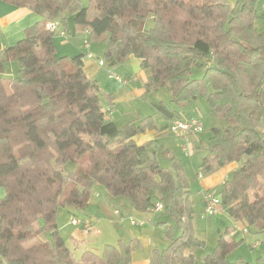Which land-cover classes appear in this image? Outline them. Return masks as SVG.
<instances>
[{
	"label": "trees",
	"instance_id": "1",
	"mask_svg": "<svg viewBox=\"0 0 264 264\" xmlns=\"http://www.w3.org/2000/svg\"><path fill=\"white\" fill-rule=\"evenodd\" d=\"M43 17L25 38L0 52V264H133V246L106 245L81 258L66 247L57 224L59 206L83 210L102 185L129 199L140 213L158 212L168 247L148 264H196L205 242L196 236L194 201L181 159L167 149L162 161L152 118L118 126L107 119L97 81L85 72V55L58 56L47 22L58 20L70 35L89 34L105 44L99 59L110 66L134 57L148 72L146 92L167 88L170 103L154 107L166 121L192 118L183 111L199 98L224 124L211 130L201 174L237 168L217 197L234 224L219 232L204 264H264L228 256L245 241L264 237V12L259 0H0ZM71 20V21H70ZM263 23V29L256 21ZM72 23V24H71ZM72 25V27H71ZM17 63L16 77L4 78ZM204 69L202 78H191ZM194 117V116H193ZM168 126L166 127V129ZM261 191L250 196L254 184ZM210 191V190H209ZM204 205V204H203ZM48 232L50 240L42 234ZM255 246V245H254Z\"/></svg>",
	"mask_w": 264,
	"mask_h": 264
},
{
	"label": "rangeland",
	"instance_id": "2",
	"mask_svg": "<svg viewBox=\"0 0 264 264\" xmlns=\"http://www.w3.org/2000/svg\"><path fill=\"white\" fill-rule=\"evenodd\" d=\"M80 2L85 7L89 4V0H80ZM258 6L264 12V0H259ZM256 26L260 30L263 29V23L260 20L256 21ZM58 38L59 36L55 37L56 42L60 41ZM91 45L93 54L100 57L104 55L105 44H97L94 41L91 42ZM59 55L62 56L61 54ZM85 59L87 60L88 58L85 56ZM11 64L13 63L6 66L4 78H11ZM110 73L123 79H128V76H137L139 81L125 85L111 78L109 76ZM203 74L204 69H196L191 78L200 79ZM147 77L148 72L144 71L141 65L139 66L138 59L130 58L115 66L106 64L96 73L93 79L97 81L99 86L102 106L111 110L108 114L112 115L113 121L118 126L122 127L132 122L140 124L142 121L152 118L155 130H151L148 133H156L154 139L158 141L157 155L163 165L166 166V163L163 162V151L165 149L182 160L190 187V196L194 201L195 215L193 225L196 230V236L205 242L204 248L197 253L199 260L196 264H204L201 259L214 253L218 243L219 232L224 231L227 227L233 225L234 222L222 209L217 210L213 216L205 215L203 196L209 190L218 194L223 181L231 177L233 172L225 168L209 175L201 174L200 166L205 156V151L196 148V146L200 145V141L198 144L189 143L187 153L182 150L183 142L171 131L173 121H166L163 116L157 113L154 107L157 102L170 103L173 95L167 88H158L151 92H146L144 85ZM183 113H193L202 121L203 132L197 137L203 142H207L211 137L212 128L224 124L222 119L209 114L206 101L203 98H199L196 104L184 110ZM167 126L168 128L166 129ZM143 135L137 137L138 143L146 140L143 139ZM262 188L259 183L254 184L251 187L250 196L255 191H261ZM6 192V188L0 185V199L6 196ZM116 211H119L121 215H117ZM130 219L144 221V225L132 226ZM73 220L81 224L89 222L92 229L85 231L83 230V225H74ZM165 221L169 222V225L173 223L170 218L164 217L158 212H137L133 209L128 198L115 197L108 193L102 185H97L92 189L89 206L85 209H75L71 206H59L57 209V224L60 235L63 237L66 247L74 255L77 254L79 258H81L85 250H93L101 254L106 245L119 246L123 243L133 246V264H148L155 254H162L168 247L165 225L161 224ZM240 232L241 234L236 235V238L250 239L251 235ZM253 237H256L255 239L258 244L260 243L259 245L257 243H253V245L243 243L229 254L228 261L235 262L243 257L253 263L256 257L264 256V237L261 235ZM42 238L50 240L51 235L48 232H44ZM76 241L80 242L79 246L75 243Z\"/></svg>",
	"mask_w": 264,
	"mask_h": 264
},
{
	"label": "crops",
	"instance_id": "3",
	"mask_svg": "<svg viewBox=\"0 0 264 264\" xmlns=\"http://www.w3.org/2000/svg\"><path fill=\"white\" fill-rule=\"evenodd\" d=\"M43 19H44L43 17L33 13L32 11H30L28 9L12 6V5H9L3 1H0V52L3 51L5 48L15 46L18 42L23 40L25 38L26 30L29 27H31L32 25L36 24L37 22L42 21ZM71 27H72V25H71ZM84 38L82 36H78L74 30L66 38H62V37L60 38L59 37L58 39H60V41L59 42L55 41L56 46H57V54H61L62 56H77V55H85L86 56V54L89 51H88V49H86L83 46ZM91 50H92V45L90 46V51ZM99 58H100V56L95 55V59H87V60L85 59L84 69H85L87 76L91 79H93L95 77L96 73L99 72V70L101 69V67H99L98 62H97V59H99ZM130 58H134V57H130ZM138 64H139V66L141 65V62L139 60H138ZM10 69H11L10 76L16 77L18 75V70H19L18 65L16 63H13V64H11ZM127 78L130 81V82H128V84L131 82H138L139 81V78L137 76H128ZM188 115L191 117H193V116L197 117L193 113L188 114ZM108 119L113 121L111 114H108ZM148 132L149 131H147L143 135V139H146L145 141L154 139V137H156V133H153V132L148 133ZM199 141H201V140L198 137H196L192 141V144H198ZM144 142H142V143H144ZM225 168H227L229 171L233 172L237 168V166L235 164H231ZM225 168H223V169H225ZM224 182L225 181H223V183ZM207 189L209 190V188H207ZM219 210H221V208ZM233 225H235V224H233ZM240 231H242V230L239 227H237L233 236L236 237V235H240L241 234ZM253 236L254 235H251L250 239H248V240L246 238H244V241H245L244 243L245 244L247 243L248 245H253V243L258 244V241L255 239L256 237H253ZM75 243L77 244V246H79L80 242L78 243L76 241ZM75 257L79 258V256L77 254H75ZM255 259H254V261H255ZM247 261L250 262V260H247Z\"/></svg>",
	"mask_w": 264,
	"mask_h": 264
},
{
	"label": "built area",
	"instance_id": "4",
	"mask_svg": "<svg viewBox=\"0 0 264 264\" xmlns=\"http://www.w3.org/2000/svg\"><path fill=\"white\" fill-rule=\"evenodd\" d=\"M47 30L54 34L55 36H59L62 38H66L68 36L67 31L63 28L62 24L58 20H51L46 24ZM90 32H87L86 37L83 40V46L88 49V53L86 57L88 59H95V55L90 51L91 42L89 40ZM99 67L105 66V62L101 59H97ZM111 78H114L116 81L122 84H128V79H123L115 74L109 75ZM108 119V117H107ZM171 131L176 135V137L183 142L182 150L187 153L188 152V144L192 143V139L196 138L200 133L203 132V124L202 121L198 117H192L186 120H175L172 122ZM204 204V213L208 216H213L217 210L221 208V201L219 197L214 192L207 191L203 197ZM162 211V205L158 204L156 208V212ZM117 215H121L119 211H116ZM130 224L132 226H142L144 225V221L130 219ZM74 225H83V230L89 231L92 229L91 223L87 222L85 224H81L76 220L72 221ZM260 244V243H259ZM257 244V245H259Z\"/></svg>",
	"mask_w": 264,
	"mask_h": 264
}]
</instances>
